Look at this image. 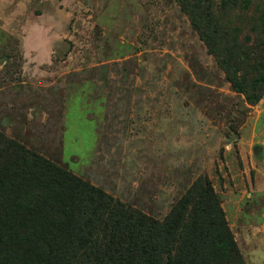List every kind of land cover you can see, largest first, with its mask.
<instances>
[{"label":"rangeland","instance_id":"obj_1","mask_svg":"<svg viewBox=\"0 0 264 264\" xmlns=\"http://www.w3.org/2000/svg\"><path fill=\"white\" fill-rule=\"evenodd\" d=\"M232 4L0 0V133L159 221L206 179L264 264V0Z\"/></svg>","mask_w":264,"mask_h":264},{"label":"trees","instance_id":"obj_2","mask_svg":"<svg viewBox=\"0 0 264 264\" xmlns=\"http://www.w3.org/2000/svg\"><path fill=\"white\" fill-rule=\"evenodd\" d=\"M238 1L232 0V7ZM259 28L245 52L258 49L261 56L264 17ZM216 36L214 42L222 43L225 35ZM226 45L228 53L237 48L235 41ZM260 65L249 96L253 103L264 91V57H259ZM0 264L245 262L206 179L159 221L0 133Z\"/></svg>","mask_w":264,"mask_h":264},{"label":"crops","instance_id":"obj_3","mask_svg":"<svg viewBox=\"0 0 264 264\" xmlns=\"http://www.w3.org/2000/svg\"><path fill=\"white\" fill-rule=\"evenodd\" d=\"M261 135H263V138H264V128L262 129ZM263 144H264V141H263Z\"/></svg>","mask_w":264,"mask_h":264}]
</instances>
